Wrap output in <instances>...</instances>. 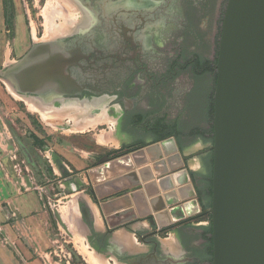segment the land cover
<instances>
[{"label":"flooded vegetation","instance_id":"af4514ba","mask_svg":"<svg viewBox=\"0 0 264 264\" xmlns=\"http://www.w3.org/2000/svg\"><path fill=\"white\" fill-rule=\"evenodd\" d=\"M69 2L82 13L74 27L50 39L31 35L29 48L18 60L0 65V79L17 95L32 99L45 116L71 111L89 119L105 113L115 120L116 136L128 143L99 150L98 160L142 146L147 139L174 137L180 144L204 139L205 131L213 128L222 29L201 37L187 20L194 10L174 8L175 0ZM176 21L183 27L173 26ZM176 29L183 35L172 48ZM188 45H194L191 54L185 50ZM202 156L209 157L208 165L213 163L212 153ZM199 217L144 234L147 253L112 254L121 264H212L210 230L205 238L202 229L186 228ZM171 232L173 253L164 254L159 239Z\"/></svg>","mask_w":264,"mask_h":264},{"label":"water","instance_id":"95a60500","mask_svg":"<svg viewBox=\"0 0 264 264\" xmlns=\"http://www.w3.org/2000/svg\"><path fill=\"white\" fill-rule=\"evenodd\" d=\"M216 69L213 145L195 154L212 153L213 157L212 198L208 210L212 227V264H264V0H228ZM160 149H164L171 167L160 175L170 171L173 174L169 176L177 175L179 171H175L184 167L188 157L181 154L180 144L174 137L148 147L129 149L114 157L105 155L97 163L98 166L119 164L129 170L139 169L127 177L132 183L127 189L133 191H118L121 189L109 184L116 193L100 197L108 202L127 194L126 200L141 195L145 214L141 219L134 215L121 220L123 226L145 218L151 227L160 231L186 219H195L204 210L195 198L196 213H184L180 206L166 211L167 206L178 201L169 198L165 204L157 197L158 189L149 191L152 186L148 185L146 170L142 168L148 163L147 156L157 151L152 161L159 170ZM185 175L188 182L192 180L195 185L194 178ZM194 185L192 197H197ZM141 188L146 191L147 199L138 191ZM96 191L91 190L90 194L97 205L105 208ZM81 211L87 225L92 227L88 210L82 207ZM139 239L142 238L139 236Z\"/></svg>","mask_w":264,"mask_h":264},{"label":"crops","instance_id":"0c3cea01","mask_svg":"<svg viewBox=\"0 0 264 264\" xmlns=\"http://www.w3.org/2000/svg\"><path fill=\"white\" fill-rule=\"evenodd\" d=\"M38 108L36 111L40 110L41 114L45 117L43 110ZM58 114L62 113H57L56 115ZM106 118L108 117L106 116ZM73 120H77L79 124H83V127L88 128L89 131H93V128L102 125H94L91 122L89 123L87 119L74 118ZM112 121L114 122L107 121L103 123L106 126V130L105 133L98 138L91 135L93 137V147L106 146L111 149H119L123 144L128 143L123 137L116 136V131L118 129L117 122L113 119ZM47 123L56 126V122L54 121H49ZM2 136L5 137V134L0 133V137ZM161 141L162 140L147 139L143 147H148ZM77 149L78 148L75 146L74 151H77ZM54 151L57 152L58 155H53L46 159L48 160L46 163L50 169L46 171V169L42 167L41 171V175L44 176L45 179L50 177L52 180H48L44 184H34L27 181V176L25 175V172H33V170L30 169L31 167L25 166L21 168L14 164L13 157L8 153L7 142H4V140L3 142L0 141V264H45L38 256L42 253V246L44 245L46 236V225L49 219L47 216L50 214L49 206L51 205L57 210L59 223L61 222V225L69 230L66 225L68 224L72 232L76 235L75 244L79 248L81 254H85L84 258L88 264L90 257L99 259L104 264H117L119 261L112 252H127L130 255L149 252L150 249L148 247L141 250V246H145L141 239H139V236L142 238L144 234L154 229L157 230L158 228L151 227L149 222L145 221V218L127 226L121 224V220L124 221L129 216L135 215L138 219L143 217L142 215H144L146 211L144 209L145 203L142 201L141 195H138L135 199L126 200L124 197L129 196V194H127L119 199L115 198L108 202H103L100 198L101 196L109 197L115 194L116 190L113 188V185L121 189L118 191L125 189L126 191H133V189H127V186L132 185L131 179L129 180L127 177L138 172L139 169L135 168L129 170V167L119 164L113 165L112 167L98 166L97 163L99 160L98 157L95 156L97 155L94 153L97 152L95 149L89 150L82 158L70 152V148L60 150L55 147ZM190 151L189 146H184L183 143L180 144V152L185 157H188V161L185 162L183 168L176 170L175 172L179 171L178 174L172 177L169 176L173 174L172 171L165 175L162 174L163 176L160 175L165 169L168 170L171 168L168 165V156L164 152V149H160L159 151L162 156V158L159 159V170H156L155 163L152 161L157 151H153L147 156L148 163L142 168L146 170L144 174L147 181H149L147 182L148 185L152 186L151 190L149 188V191L152 192L158 189L157 197L161 198L165 204H167L169 198L178 201L173 206H167L166 211L180 206L183 208L184 213L188 211L196 213L197 206L194 203L195 198L198 199L200 208H207L206 186L200 184H205L207 179L205 168L207 167L208 158L202 155L195 156V154L200 151ZM59 155H63L67 159L69 165L74 167V170L70 169L69 165L64 163ZM196 161L198 163H196ZM163 162H165V165ZM175 163H177V160ZM185 174L194 178L195 185L192 183V180L188 182ZM119 179H123V181L118 182ZM167 180L169 181L167 182ZM63 181L66 182L65 184H68L67 181L70 182L68 188H71L73 191V193L68 196V200L70 198L71 200L65 207L63 213L66 224L62 219L60 210L68 200L65 203H62L60 200H54L53 204H51V202L45 200L39 192L40 190H53L55 184H60ZM109 184L113 185L110 186ZM75 185H79V191V188L77 190L74 188ZM193 185L197 190V197H192ZM60 188L63 189L64 185ZM94 189L97 190L96 192L99 196L98 200L100 204L104 205L105 208H101V206L97 205V201H95L90 194V191ZM138 191H142L143 198L147 199L144 188ZM139 193L140 192L137 194ZM157 197L152 199H156ZM149 200L148 198V202ZM82 207L88 210L92 220V227L87 225L81 211ZM148 207L152 209L150 205H148ZM79 213L81 215L80 222ZM187 220L188 219L182 222ZM82 225H86L84 227H87L88 233L84 232ZM186 228L188 231L192 229H202L205 238L206 235L210 233L208 223L205 222H193L192 224H188ZM199 236L201 235L198 234V237ZM91 237L93 238L92 240L90 239ZM174 237L175 235L171 232L168 238L159 239L164 254L173 253L169 247L173 246L171 238ZM93 241L97 244H93ZM128 247L131 249L128 250ZM134 247L137 248L136 251H132ZM104 248H106V250L108 249L109 253L106 254V251H102ZM109 254H112L110 258L107 256Z\"/></svg>","mask_w":264,"mask_h":264},{"label":"rangeland","instance_id":"374dc122","mask_svg":"<svg viewBox=\"0 0 264 264\" xmlns=\"http://www.w3.org/2000/svg\"><path fill=\"white\" fill-rule=\"evenodd\" d=\"M205 2L206 0H175L173 7H178L179 9L183 7L185 13L194 10L190 19L187 18V20L189 24H192V29L201 37H209L212 33H216L217 29H219L220 34L228 0H214L211 6L205 5ZM81 15L82 13L69 0H0V65H9L13 61L18 60L29 48L31 35L37 38H46L47 36L53 35L56 30H59L66 24L68 25L66 28L67 32H69L76 24L75 22L80 20L79 16ZM173 26L183 27V23L176 21ZM182 35L183 30L180 29H176L171 34L172 48L178 43H181L178 40L181 41ZM192 46L194 45L185 47V50L190 54L193 52ZM173 57L174 54H172ZM189 77L187 76V78ZM206 80L208 81V78ZM24 98L27 97L17 95L11 90L4 79H0V133L5 134V137H0V141L3 142L4 140V142H7L8 153L13 157L14 162H12L14 164L21 168L25 166L31 167L30 169L33 170L32 173L25 172L27 181L30 183L44 184L48 180H52L50 177L45 179L41 175V171L43 164L46 165L44 166L46 171L50 169L47 166L48 164L46 162L48 160L46 159H48L47 157L58 155L54 151L55 147L60 150L70 148V152L76 154L79 158H82L91 149L97 151L94 152L95 154L99 150L111 149L106 146L93 147L94 143L91 135L98 138L105 133V124L96 126L93 128V131H89L88 128L83 127V124H79L77 120L74 121L73 119L81 118L92 122L91 118H84L82 115L81 117L77 116V114L71 111L58 115H46L45 118L40 110L36 111L30 108L27 101L29 98ZM36 107L38 108L39 106ZM49 117L52 120H47ZM71 120L76 125L71 126V123L69 124ZM49 121L61 123V126H53L52 128L48 126L49 123L47 122ZM209 130L205 131L204 139L202 137L201 140L198 139L197 141L184 140L183 145L189 146L190 152L201 151L211 147L213 145V128L211 127ZM74 145L78 148L77 151H74ZM59 156L64 163L69 165L63 155ZM95 156L98 157L97 155ZM206 157L209 158L208 156ZM196 163L198 162L196 161ZM69 168L74 170L73 166L69 165ZM212 169L213 163L211 161L205 168L207 176L205 184L200 182V185L206 186L205 189L208 191L210 189V193L212 191ZM65 183L63 181L60 184H55L53 190H40L39 192L51 204H53L54 200H60L62 203H65L68 200V196L73 193L71 188H68L70 182L67 181L68 184ZM71 184L73 185L72 182ZM62 185H64L63 189L60 188ZM74 188L76 190L79 188L78 191L80 190L79 185H75ZM207 190L205 191L208 212L211 208L212 193L208 196ZM70 200L71 198L60 210L63 221L64 209ZM49 210L50 214L47 216L49 219L46 225L44 245L42 246V253L38 257L45 264H88L75 244L76 235L72 232L69 225L64 221L70 231L61 225V222L59 223V215L56 208H53L51 205L49 206ZM80 218L81 215L79 213V222ZM210 218L211 215L209 214L194 222L208 223L209 229L211 230ZM82 226L84 232L88 233L87 227H84L86 225ZM90 239L92 240L93 238L91 237ZM94 242L92 243L97 244ZM136 249L134 247L132 251H136ZM144 249L146 247L141 246V250ZM170 249L172 250V248ZM107 256H112V254Z\"/></svg>","mask_w":264,"mask_h":264},{"label":"bare ground","instance_id":"6f19581e","mask_svg":"<svg viewBox=\"0 0 264 264\" xmlns=\"http://www.w3.org/2000/svg\"><path fill=\"white\" fill-rule=\"evenodd\" d=\"M76 23V22H75ZM69 24V23H68ZM68 27V25L66 24V25H64L63 27H61L59 30H56L55 32H54V34L53 35H51V36H47L45 39H50V38H54V37H56V36H60V35H63V33L64 32H67V28ZM71 29V28H70ZM69 31V30H68ZM50 35V34H49ZM24 99H27V98H24ZM36 100V99H35ZM27 101H28V103H29V105H30V108L31 109H33V110H36L37 109V107L36 106H38L32 99H27ZM91 123L92 124H94V125H96V124H103L104 122H107V121H111V122H114V121H112V119H108V118H106V116H105V114L104 113H100V114H97V115H95L93 118H91ZM90 123V122H89ZM83 255V254H82ZM85 255V254H84ZM83 255V256H84ZM88 262H89V264H104V263H102L99 259H93V257L91 258H89V260H88ZM105 264H108V263H105Z\"/></svg>","mask_w":264,"mask_h":264},{"label":"trees","instance_id":"16d2710c","mask_svg":"<svg viewBox=\"0 0 264 264\" xmlns=\"http://www.w3.org/2000/svg\"><path fill=\"white\" fill-rule=\"evenodd\" d=\"M207 192H208V196L211 195V193H210V189H209V191H207ZM204 212H205V213L202 214V215L199 217L200 219H201V218H204V215H209L208 212H207V208L204 209ZM210 232H212V227H211Z\"/></svg>","mask_w":264,"mask_h":264}]
</instances>
